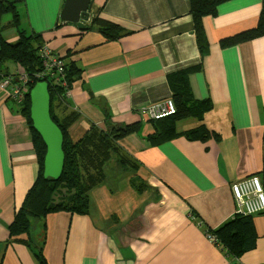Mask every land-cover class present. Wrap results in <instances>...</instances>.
Returning <instances> with one entry per match:
<instances>
[{"label": "crops", "instance_id": "obj_1", "mask_svg": "<svg viewBox=\"0 0 264 264\" xmlns=\"http://www.w3.org/2000/svg\"><path fill=\"white\" fill-rule=\"evenodd\" d=\"M64 0H25L21 25L83 68L58 112L76 111L72 140L91 126L116 134L134 170L113 161L107 179L89 194L88 214L60 211L45 217L43 253L49 264H264V212L252 214L255 246L236 257L210 239L237 212L231 185L257 175L264 187V36L221 48L222 38L257 25L262 0H225L205 17L211 49L201 70L189 75L196 99H210L203 118L174 122L176 132L204 125L211 135L149 136L155 123L148 104L172 98L168 74L199 62L187 0H92V11L127 33L107 40L63 21ZM91 15V14H90ZM90 17V16H89ZM11 14L2 17L8 23ZM86 22V26L87 23ZM16 40L15 27L2 31ZM216 132V134H213ZM39 173L21 104L0 88V264H38L21 241H11L14 220ZM145 183L134 188L131 177ZM33 234L41 239L42 223ZM19 238H26L21 235Z\"/></svg>", "mask_w": 264, "mask_h": 264}, {"label": "trees", "instance_id": "obj_2", "mask_svg": "<svg viewBox=\"0 0 264 264\" xmlns=\"http://www.w3.org/2000/svg\"><path fill=\"white\" fill-rule=\"evenodd\" d=\"M187 1L200 59L195 65L168 74L176 111L167 117L152 119L157 125L155 132L149 137L156 142L170 139L179 134H184L191 139H203L211 135L204 125L178 133L175 130L174 122L179 118L193 115L203 118L204 113L212 107L210 99L199 100L194 97L189 83V75L194 71L201 70L203 61L210 53L211 42L205 27V17L216 16L219 5L225 0ZM24 2L25 0H0V78L10 75L14 80H17L19 72H23L27 75L30 89L38 82L48 84L50 116L63 134L65 161L59 179L44 177L46 145L32 126L30 95L27 92L20 103L21 111L29 125L39 164V173L28 190L23 204L17 210L14 220L8 225V231L10 240L24 243L32 251L38 264H49L43 253L46 239L45 217L49 213L60 211L70 214H88L89 194L94 187L106 181L108 167L113 161L125 169L130 167L134 170L132 160L123 156L117 147L118 137L134 129V126H122L116 134H110L105 130L91 126L80 138L71 139L68 130L78 113L76 111L60 113L56 107L60 106L67 96L66 90H71L72 84L81 78L83 68L77 61L70 58L72 51H67L66 55L61 58L63 60L62 73L49 76L44 72L45 67L39 52L43 44L42 35L24 28L20 22L19 8ZM100 9L101 7L93 10L87 27L83 31L97 30L107 40H117L124 36L127 31L114 22L102 19L99 16ZM6 14L12 15V19L8 23L2 22V17ZM11 26L17 29L18 37L16 40L7 41L3 38L2 31ZM261 36H264V0H262V9L257 25L222 38L219 45L221 48H227ZM57 79H63L66 86H63ZM130 181L132 186L138 190L146 187V183L138 175H133ZM36 222L42 223L41 239H37L33 234ZM210 232L214 235L217 245L236 257L252 249L256 244L257 234L251 214L235 213L232 219L217 229H211ZM23 234L26 235V238H19Z\"/></svg>", "mask_w": 264, "mask_h": 264}, {"label": "built area", "instance_id": "obj_3", "mask_svg": "<svg viewBox=\"0 0 264 264\" xmlns=\"http://www.w3.org/2000/svg\"><path fill=\"white\" fill-rule=\"evenodd\" d=\"M40 56L45 67L44 72L49 76H56L57 73L63 71L62 56L57 54L48 43L43 42L40 48ZM63 86L66 82L57 79ZM0 88L7 90L11 97L18 103H21L25 94L30 91L27 75L19 72L17 80L10 75L0 78ZM70 90H66L69 94ZM143 111L151 119H159L172 115L176 111V105L172 98H165L160 101L148 104ZM232 194L237 204V212L243 214H257L264 212V187L261 179L257 175H249L242 178L231 185ZM210 239H214V235L209 233Z\"/></svg>", "mask_w": 264, "mask_h": 264}, {"label": "water", "instance_id": "obj_4", "mask_svg": "<svg viewBox=\"0 0 264 264\" xmlns=\"http://www.w3.org/2000/svg\"><path fill=\"white\" fill-rule=\"evenodd\" d=\"M92 11V0H64L60 18L85 29ZM1 51V41H0ZM30 118L35 131L46 145L43 175L45 178H60L65 161L63 151V134L50 116V95L48 84L38 82L30 89Z\"/></svg>", "mask_w": 264, "mask_h": 264}, {"label": "rangeland", "instance_id": "obj_5", "mask_svg": "<svg viewBox=\"0 0 264 264\" xmlns=\"http://www.w3.org/2000/svg\"><path fill=\"white\" fill-rule=\"evenodd\" d=\"M212 234V233H211ZM213 235V234H212Z\"/></svg>", "mask_w": 264, "mask_h": 264}, {"label": "bare ground", "instance_id": "obj_6", "mask_svg": "<svg viewBox=\"0 0 264 264\" xmlns=\"http://www.w3.org/2000/svg\"><path fill=\"white\" fill-rule=\"evenodd\" d=\"M167 117V116H166Z\"/></svg>", "mask_w": 264, "mask_h": 264}, {"label": "clouds", "instance_id": "obj_7", "mask_svg": "<svg viewBox=\"0 0 264 264\" xmlns=\"http://www.w3.org/2000/svg\"><path fill=\"white\" fill-rule=\"evenodd\" d=\"M30 92V91H29Z\"/></svg>", "mask_w": 264, "mask_h": 264}]
</instances>
